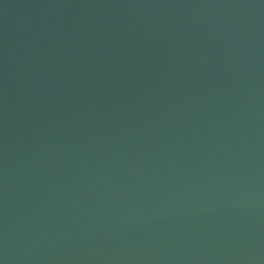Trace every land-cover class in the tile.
<instances>
[{
	"label": "water",
	"instance_id": "1",
	"mask_svg": "<svg viewBox=\"0 0 264 264\" xmlns=\"http://www.w3.org/2000/svg\"><path fill=\"white\" fill-rule=\"evenodd\" d=\"M0 264H264V0H0Z\"/></svg>",
	"mask_w": 264,
	"mask_h": 264
}]
</instances>
